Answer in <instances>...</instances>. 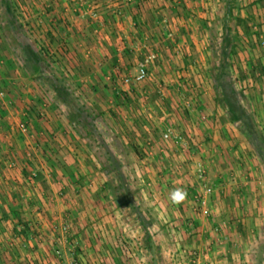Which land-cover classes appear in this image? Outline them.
<instances>
[{
    "label": "crops",
    "instance_id": "obj_1",
    "mask_svg": "<svg viewBox=\"0 0 264 264\" xmlns=\"http://www.w3.org/2000/svg\"><path fill=\"white\" fill-rule=\"evenodd\" d=\"M16 1L18 12L22 15V19L14 23L21 25L22 29L19 31H14L11 25L6 23L8 14L0 5L5 18L0 22L14 33L11 40L0 38V42L7 48V51H0V91L5 93L4 102H0V226L2 227V221L6 219L3 217L9 214L6 209L9 204L18 206L20 216L25 220L32 215L37 219L36 208L39 206L40 208L45 206L52 219L60 218V211L68 209L70 199L57 196L58 184L60 188H67L68 192L74 189L79 193L82 192L81 188L86 186H82L83 181L86 183L90 180L92 187L95 188L104 185L105 176L103 180L100 179L102 183L100 185L95 174H91L93 170L88 163L92 154L84 147L85 145H80L78 128L85 127L88 131L89 128L77 119H72L73 110L57 94L58 89L53 85L54 78L60 76L66 82L64 83L66 90H71L77 97L79 96V100L82 99L81 95L91 94L84 105V101L80 104L88 109L89 114L90 109L86 104L98 109L95 111L97 114L91 116L95 118L96 126L117 156L121 157L120 152L111 145V138L104 133L105 124H99L97 118L98 115L99 118L106 120L105 114L102 113L104 107H112L111 111L114 112L109 117L115 128H109L108 132L113 133L114 130L118 141L127 138L129 141L141 140L140 137L143 136L150 140L147 142L150 153L154 152L155 157L159 155L166 160L171 159L168 166L162 167L171 177L164 182L188 192L191 198L196 192V185L186 186L188 184L186 179L192 183L194 177L192 172H187L189 166L186 168L185 165L196 159H202L206 163L207 181L215 188L211 215L205 218L194 211L184 210L186 214L174 211V216H171L176 217L178 223L181 221L178 228L182 234L188 235L187 230L190 228L191 232H198L200 240L203 241V237L206 240L203 244L196 241V244L190 246H179L178 258L172 264H176L178 260L181 261L178 264H189L187 253L192 248L201 254L199 264H258L257 254L254 260L249 261L247 246L250 236L255 234L261 237L264 234V213L249 208L243 213H237L232 208L229 215L220 216L219 219L217 216V203L219 204L222 194L238 181L236 176L237 172H241L240 162L245 161L243 152L248 151L253 158L256 160L258 158L244 135L228 121L225 109L216 103L213 86L205 78L208 64L203 28L206 20L210 18L207 10L209 2L134 0V3L124 10L122 16L110 18L103 13L100 21H96L86 14L89 8L86 3L79 0ZM97 1L99 4L104 3V0ZM243 1L242 5L245 7L241 8L242 14L237 17L238 24L241 19L253 15L255 22L257 21L264 30V0ZM228 6L231 9L233 7L229 4ZM211 9L213 10V7ZM10 10L12 12L11 3ZM162 18L168 19L174 35L171 40H160L163 33ZM231 18L233 15L228 19ZM232 20L235 21V18ZM27 28L31 33L27 32ZM256 34L258 37H264L260 31ZM19 35L25 36L26 40L40 52L41 72L33 74L26 69L27 57L19 45L22 41ZM145 39L150 46L156 47L159 51L157 61L149 69V77L133 86L120 85L117 76L134 72L137 61L143 55L141 51L138 53V45ZM242 42L250 43V40L244 36ZM143 51L145 53V50ZM252 51L248 50L251 57L255 53ZM238 55L231 62L235 63L239 58L246 56ZM255 57L262 58L264 54L262 52L255 54ZM43 60L49 61L52 68L44 67ZM231 73L232 75L234 73L232 67ZM237 88L242 90L245 107L254 113L264 130V81L246 83L243 80ZM115 94L119 97L114 96ZM122 96L129 101L128 104L124 102ZM139 106L142 108L139 109ZM143 111H146L144 115L141 114ZM21 119L28 122L31 132L29 138L18 134L16 126ZM163 123L181 132L187 138L191 151L180 152L176 146L163 142L160 139ZM125 127L128 128L129 135L125 134L123 130ZM88 134L96 136L91 131ZM83 139L86 141L88 137L85 136ZM158 142L162 147H156ZM27 148L34 153V158L28 161L24 159ZM98 148L101 147L98 145L96 149ZM101 151L104 153L102 148ZM12 159H16V164L13 167L7 166V162ZM259 162L264 166V162ZM175 169L184 176L178 178L180 172H175ZM44 170H49L53 175L51 180ZM32 171L37 173L35 179L29 176ZM100 175L102 177L103 173ZM153 176L148 175L151 178ZM29 177L31 179H28ZM244 179L246 178H240L243 186L256 182L251 183ZM94 200L97 201L94 196H85L81 197L80 202L89 203L91 206L90 203ZM185 201L188 202V198L183 202ZM164 214L170 219L167 212ZM106 222L109 223L108 219ZM240 224L241 229L238 228ZM1 227L0 264H19V261L21 264H28L29 258L26 257L31 255L23 250V253L19 252L20 256L6 258L7 254L9 255L6 250L11 242L7 233L12 234L5 232ZM108 227L109 231L106 230L107 226L95 229L98 236H105L104 240L93 237L95 235L93 230L90 232L91 230L84 229L80 231L81 233L73 232L72 236L55 243V246L62 245L66 247L65 252L70 251V245L77 244V240L81 239L86 250L83 252L84 257L80 258V263L75 261L76 264H91V261H96V264H130L126 261V255L120 245L114 247L116 240L111 242L108 236V232L114 235L111 230L114 227L109 225ZM243 232L248 237L245 243L238 239ZM72 237L78 239L73 240ZM108 239L111 244H108ZM33 242H30V245L36 244L37 248L34 246L32 257H37L38 261L43 258L45 263L55 264L56 260H52V254L48 255L50 253L43 247V243L35 240ZM70 254L73 255L75 252L72 251ZM71 260L72 258L66 254L65 261H60V264H72Z\"/></svg>",
    "mask_w": 264,
    "mask_h": 264
},
{
    "label": "rangeland",
    "instance_id": "obj_2",
    "mask_svg": "<svg viewBox=\"0 0 264 264\" xmlns=\"http://www.w3.org/2000/svg\"><path fill=\"white\" fill-rule=\"evenodd\" d=\"M207 10L209 11L210 18L207 21L206 24H204L203 28V35L204 39L207 44V49L205 51L208 64L207 72L205 74V78L210 81V78L208 76V70L210 68L212 60H216V56L219 55L221 52V48L223 46L222 43V37L224 35V28H225V12L226 8L228 7V4L233 6L232 7V15L233 18L227 19L228 26H230L232 31H228V34L230 37L234 38L235 42V49H234V57L238 54V56H244L242 59L237 60V62H232V68H233V75L232 80L234 81L235 85L239 84L245 80L246 83L249 82H258L254 81L252 77L250 76V67L253 66L258 61V58L255 57V54L258 55L262 52L264 54V44H261L259 37L256 36V33L260 31L262 35H264V30L261 29V26L257 21L255 22L254 16L252 15L251 19H249V25L252 27V33L254 37L249 38V42L243 43L242 39L244 38L242 29H241V23L238 24V18L240 17L242 12H240L242 7H245V5H242L244 2L243 0H207ZM11 7H12V14L13 18L17 21L19 19H22V15L18 12V5L16 0H10ZM1 5V4H0ZM213 7V10L211 9ZM205 11V10H203ZM211 13L213 14L211 16ZM112 17V16H111ZM235 18V21L232 19ZM24 19V17H23ZM5 20L4 13L2 11V8L0 6V21ZM27 32L29 29H26ZM30 32V31H29ZM31 33V32H30ZM249 36V35H247ZM241 37V38H240ZM0 38H3V40H11V38H14V33L8 30L6 27L2 25L0 22ZM264 38V37H262ZM245 41V40H244ZM249 48V49H248ZM253 51L255 53L254 56H250L248 50ZM9 50H11V47L9 46ZM0 51H7V48L3 46V43L0 42ZM252 51V52H253ZM261 59V58H259ZM257 60V61H256ZM44 67H51L49 61L43 60ZM234 65V66H233ZM235 67V68H234ZM46 68V69H48ZM244 68L246 70H244ZM244 74L245 76L242 77L241 75ZM124 74H121L123 76ZM57 75L55 74V77ZM121 76H117V81L121 83L120 85H124L121 81ZM58 78V77H56ZM64 85V82L62 78H59ZM262 83V81H260ZM236 85V87H237ZM65 86V85H64ZM66 87V86H65ZM67 97L70 99L72 103L82 105L80 103H83V105L87 102L85 100H89V96L91 94H83L80 97L82 98L79 100V96L77 97L75 93H73L71 90H66ZM116 95V94H115ZM114 95V96H115ZM125 103H129L128 100L125 101ZM247 104V103H246ZM88 108L90 109L91 115H95L96 110H98L95 106L88 105ZM84 107V106H83ZM85 108V107H84ZM102 109V107H99ZM105 110H102V113L105 114L106 120L99 118L100 116L97 115V118L99 120V124H105L103 125L105 129V134L109 139L111 138L110 142L111 145L115 146V148L120 152V156L118 158L120 159L122 163L121 172L124 175V178L127 182V184L130 186L132 195L134 200L136 201V204L139 205L142 212L147 216L149 221L152 222V226L149 231V235L151 236V245L152 247L149 248L148 244L146 243V236L144 229L139 225L137 216L128 206H121L119 203L121 202V198L118 197V195L122 192L119 190L118 184L119 180L116 178V173L113 171L109 166L106 159V156L103 155L104 153L101 151V148L96 149L99 144L97 141L96 136H92L88 134V130L85 127H79L78 130L80 131L78 134L81 137V143L80 145L84 146L89 153L92 154V158H90V161L88 165L91 166V174H95V178H98V181L100 185H102L101 180H103L105 176V181L103 187H92L91 181H83L84 183L82 186L86 185L85 187H82L81 193L76 192L74 189H70L68 192L67 188H60L59 184L56 186V194L59 198H67L70 199V204L68 203V209H64V211H60V218L52 219L46 209L45 206H40L36 208V213L38 214L37 219L35 217L24 219L20 216V218L23 220L24 223L28 225V234H23L21 232V229H17V231H14V218L11 215V207L13 205H7L6 209L9 214L4 216V221L1 224L5 232H10L12 235L7 233L9 238L11 239V242L9 243V248L6 250L9 252V255L7 254V259L13 257V255L20 256L19 252L25 251L27 254H30V257L28 260V264H50L49 262H44L43 258H41V261H38V258L34 256L33 248H37L36 244L30 245V242L34 243L33 240L36 242L43 243V247L46 248V250L49 251L50 255L52 254V260H56L55 264H60V261H65L66 254L69 255V257L72 258L73 263L76 264L75 261H78L80 263V258L84 257V253L86 248L82 245L81 239H72L77 240V244L74 243V245L71 246V250L66 251V247H63L62 245L56 247L55 243L59 242L63 239L66 240L69 236H72L73 232H80L84 229L91 230L90 232H94L93 237H97L98 239L104 240V237L102 235H97L95 232V229L103 228L104 226H107L106 230L109 231V226L114 227V229H111L113 234L111 232H108V236L111 239V242H114L116 240V244H113L114 247L116 245H120V248L123 249V253L126 255V261H128L130 264H147L150 260L156 259V262H153V264H172L173 261L178 258V247L184 246V245H193L196 244V241L198 244L201 242L204 243V240H206L203 237V241L200 240V237L197 236L198 232L191 233L190 235L182 234L180 231L179 224H181L176 217L174 216V211L179 212H186L184 210H191L194 211L196 214L198 213L194 208L195 204L193 203L191 198L192 196L189 195L188 192H186V199L188 198V202H179L174 203L171 200V192L175 189H180L179 187H174L172 185H168L166 180L169 177L168 173L166 172L164 165L168 166L169 161L171 159H165L161 158V156L155 157V153H150L151 150L148 147L147 142L150 140L146 139V137H140V139H132V141H129V138L121 139L118 141L116 137V133L113 130L114 136L112 131L108 132L109 128H115V124L111 121V117L109 115H113L114 112L111 111V108L104 107ZM142 107L139 106V109ZM88 110V109H86ZM146 111H143L141 114H145ZM129 115V113H128ZM130 116V115H129ZM126 120V119H125ZM129 120V119H128ZM105 122V123H104ZM121 125V124H120ZM123 127V125H121ZM116 130V129H115ZM125 131V134L129 135L128 128H123ZM87 136L88 139L85 141L83 137ZM158 148L162 147L161 143L158 142L156 144ZM93 148H92V147ZM147 147V148H145ZM93 149L95 152H93ZM196 150V149H195ZM191 151V150H190ZM98 152V153H97ZM115 152V151H114ZM86 154L87 151H85ZM116 153V152H115ZM243 155L245 156V161H241V172H237L236 179L238 180L236 185H230V189L225 190V193L222 194L221 200L219 204L217 203V216L218 219L220 216L223 215H229V212H231L230 209L234 208V211L237 213H243L247 208L250 210H255L256 212H260L261 214L264 213V166L260 164L259 159L253 158V156L246 151L243 152ZM148 168V169H146ZM257 168V169H256ZM177 173L180 171L175 169ZM46 172V175L52 179L53 175L48 170H44ZM153 172V173H152ZM187 172L189 170L187 169ZM101 173H103V176L101 177ZM167 173V174H166ZM149 174L154 175L152 178L148 177ZM188 174V173H187ZM98 175V176H96ZM178 178L181 176H184L182 172L178 174ZM191 177V175H188ZM245 177L244 181L248 180L251 183L253 181H256L252 185H242L240 183V178ZM54 178L55 175H54ZM59 179V178H58ZM61 180V179H59ZM101 179V180H100ZM186 179V178H185ZM79 180V179H78ZM168 180V179H167ZM173 180V179H172ZM171 180V181H172ZM77 180H73V182H76ZM170 181V182H171ZM187 181V185L189 187L194 184V180L192 179V183ZM234 182L233 180H231ZM103 182V181H102ZM243 182V181H242ZM259 182H262L260 184ZM62 183V180L61 182ZM90 185L88 187V184ZM108 183H111V186H107ZM241 184L239 186L238 184ZM192 184V185H191ZM169 187V188H168ZM181 187V186H180ZM93 188V189H92ZM170 189V190H169ZM185 192V191H184ZM85 196H94V202H91L89 206L87 204H84V202H80L81 197ZM183 205V206H182ZM191 206V207H190ZM2 211V210H1ZM164 212H167L169 214L170 219L166 218ZM183 213V214H184ZM58 215V214H57ZM40 216V218H39ZM105 217V218H104ZM26 218V217H25ZM221 218V217H220ZM106 219H108V222H106ZM105 221V223H103ZM1 222V221H0ZM106 224V225H105ZM67 226V229L64 231L63 226ZM49 227V229H48ZM239 229H241V224L238 226ZM8 229V230H7ZM200 229L201 225H200ZM117 232H116V231ZM46 232V233H44ZM100 232V230L98 231ZM81 233V232H80ZM117 233V234H116ZM245 234L244 232L242 233ZM195 235V237H194ZM238 236V239L242 242H246L248 237L246 235L244 236ZM74 236V235H73ZM84 238V236H81ZM242 237V238H241ZM259 237L260 235H252L249 239V244L247 246L248 248V258L249 261L254 260L256 250L258 249L259 244ZM261 238V237H260ZM30 239V240H29ZM107 240V239H106ZM30 241V242H29ZM110 240L108 239V244H111ZM120 242V243H119ZM98 243V241H96ZM102 244V243H101ZM150 245V246H151ZM35 246V247H34ZM42 247V248H43ZM14 248V249H13ZM183 248V247H182ZM241 249V248H240ZM189 251V249H187ZM193 250L190 249L189 253H187L188 256H190V252ZM72 251L75 252V254H70ZM45 252V251H43ZM87 252V251H86ZM23 253V252H22ZM78 255H81L80 257ZM123 255V254H122ZM122 258V256H121ZM180 258V257H179ZM71 260V261H72ZM25 262L24 260H22ZM31 261V262H30ZM59 262V263H58ZM181 261H176V264L180 263ZM15 264V263H13ZM19 264L21 262L19 261ZM91 264H96V261H91Z\"/></svg>",
    "mask_w": 264,
    "mask_h": 264
},
{
    "label": "trees",
    "instance_id": "obj_3",
    "mask_svg": "<svg viewBox=\"0 0 264 264\" xmlns=\"http://www.w3.org/2000/svg\"><path fill=\"white\" fill-rule=\"evenodd\" d=\"M0 4L4 7V10L8 14L6 18V23L10 24L11 28L14 31H19L22 29L21 25H16L13 14L10 10L9 0H0ZM225 16V28L224 35L222 37L223 46L221 52L216 56V60H212L210 68L208 70V76L210 78L211 84L215 91V101L221 107L225 109L227 119L230 123L235 125L237 129L244 135L247 142L251 146L252 150L255 153V156L261 161L264 162V130H262L260 123L257 121L253 112L248 111L243 102L242 90L238 89L232 80V59L234 56L235 42L234 38L230 37L228 31H232L230 26H228L227 19L232 15V9L230 6L226 8ZM249 19H241V29L246 37H254L252 33V27L249 25ZM23 34V32H20ZM249 35V36H247ZM257 35V34H256ZM22 38L20 41V47L27 57V62L25 64L26 69L35 74L36 72H41V58L40 52L35 49L32 43L27 41L25 36L19 35ZM257 61V60H256ZM254 65L250 67V76L254 81H264V57L261 59L258 58V61L253 63ZM242 77L245 75L242 74ZM53 85L58 89L57 94L70 106L73 110L72 119H77L81 124L89 128L93 134L97 136V141L99 146L103 149L106 156L108 166L115 171L116 178L119 180L118 189L122 192L118 195L122 200L119 203L121 206H128L132 212L137 216L139 225L144 229L146 236V243L149 248L151 245V236L149 231L152 226V222L149 221L147 216L142 212L139 205L136 204V201L133 198L132 191L130 186L127 184L124 175L121 172L122 163L118 156L112 151L109 147L108 142L104 138L103 133L96 126V120L91 114L88 113L86 108L79 104L70 102L71 100L67 97V92L65 86L62 84L61 80L54 78ZM118 96L117 94L115 95ZM119 97V96H118ZM126 101L125 96L121 97ZM111 186V183H108L107 186ZM5 215V214H4ZM11 215L14 218V231L21 229L23 234H28V225L23 222L20 218V210L18 206L11 207ZM151 245V246H150ZM256 256L258 259V264L264 262V234L261 235V242L259 243ZM156 262V259L150 260L147 264H153Z\"/></svg>",
    "mask_w": 264,
    "mask_h": 264
},
{
    "label": "built area",
    "instance_id": "obj_4",
    "mask_svg": "<svg viewBox=\"0 0 264 264\" xmlns=\"http://www.w3.org/2000/svg\"><path fill=\"white\" fill-rule=\"evenodd\" d=\"M82 3H86L89 7L86 14H88L93 20L100 21V17L103 13H106L108 17L111 16H122L124 10L134 3V0H104L103 4H99L97 0H79ZM136 22V21H135ZM134 23V22H133ZM161 25L163 27L161 41L173 39V32L171 31L168 19L162 18ZM261 44H264V38L259 37ZM145 50V53L144 51ZM138 53L143 52V55L136 63L135 70L131 74H124L121 76V81L124 85L133 86L134 84H140L147 80L149 77L150 67L153 65L159 56V51L156 47L150 46L146 41H142V44L138 45ZM5 93L0 91V102H4ZM18 134L29 138L31 136L30 127L26 120L21 119L17 123ZM160 139L166 144H172L176 146L180 152H189L190 146L187 138L179 131L173 129L171 125L162 124V129L160 130ZM34 158L33 150L27 148L24 152V159L26 161L32 160ZM16 164V159H12L7 162V166L13 167ZM188 164V163H186ZM193 174L194 184L196 185V192L193 194V201L195 204V210L203 217L208 218L211 215V202L212 195L214 193V186L207 181V166L202 159H196L191 164L185 165ZM29 176L35 179L37 173L32 171ZM28 179H31V178ZM30 181V180H29ZM67 226H63L65 231ZM217 230V229H216ZM188 235L192 232L188 228ZM189 253V252H188ZM201 258L200 252L193 249L188 256L189 264H199Z\"/></svg>",
    "mask_w": 264,
    "mask_h": 264
},
{
    "label": "clouds",
    "instance_id": "obj_5",
    "mask_svg": "<svg viewBox=\"0 0 264 264\" xmlns=\"http://www.w3.org/2000/svg\"><path fill=\"white\" fill-rule=\"evenodd\" d=\"M186 195V192H184L182 189H175L171 192L170 198L174 203H179L186 198Z\"/></svg>",
    "mask_w": 264,
    "mask_h": 264
}]
</instances>
